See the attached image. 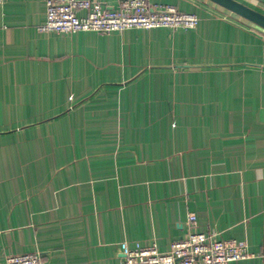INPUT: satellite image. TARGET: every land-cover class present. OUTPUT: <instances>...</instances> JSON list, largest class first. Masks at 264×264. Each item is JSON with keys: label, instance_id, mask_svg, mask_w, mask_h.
<instances>
[{"label": "crops", "instance_id": "0c3cea01", "mask_svg": "<svg viewBox=\"0 0 264 264\" xmlns=\"http://www.w3.org/2000/svg\"><path fill=\"white\" fill-rule=\"evenodd\" d=\"M145 2L198 24L39 32L45 0L0 6V264H120L186 238L189 214L251 254L228 264H264V30L209 0Z\"/></svg>", "mask_w": 264, "mask_h": 264}, {"label": "built area", "instance_id": "2783aa9c", "mask_svg": "<svg viewBox=\"0 0 264 264\" xmlns=\"http://www.w3.org/2000/svg\"><path fill=\"white\" fill-rule=\"evenodd\" d=\"M4 0H0V6ZM45 20L39 32L98 33L127 29H193L198 24L194 13L178 11L171 5L148 7L145 0H121L115 9H104L92 0H45ZM186 238L174 241L162 252L155 243L124 248L120 264H228L249 257L246 247L235 239H220L214 231L196 232V217L187 216ZM6 264H45L38 252L10 255Z\"/></svg>", "mask_w": 264, "mask_h": 264}, {"label": "water", "instance_id": "95a60500", "mask_svg": "<svg viewBox=\"0 0 264 264\" xmlns=\"http://www.w3.org/2000/svg\"><path fill=\"white\" fill-rule=\"evenodd\" d=\"M264 30V14L236 0H209Z\"/></svg>", "mask_w": 264, "mask_h": 264}]
</instances>
